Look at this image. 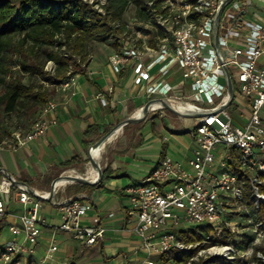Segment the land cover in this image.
Instances as JSON below:
<instances>
[{
    "label": "built area",
    "instance_id": "obj_1",
    "mask_svg": "<svg viewBox=\"0 0 264 264\" xmlns=\"http://www.w3.org/2000/svg\"><path fill=\"white\" fill-rule=\"evenodd\" d=\"M155 1L147 2L148 21L135 16L124 22L125 31L117 39L118 49L108 57L109 66L116 74L126 68L132 71L133 88L146 103L152 102L148 115L167 116L166 103L190 106L182 113L204 116L188 119L194 120V128L183 130L193 140L184 164L169 157L159 158L140 183L126 188L130 203L127 215L135 218L129 232L140 239V250L147 259L158 257L157 262L149 264H164L162 256L206 244H212L206 249L213 252L211 257L233 261L239 259L238 253L252 251L259 236L264 237V16L251 12V0H232L222 9L216 24L217 13L227 0ZM227 76L234 89L229 105ZM73 82L74 76L62 82L60 89L67 90ZM56 109L57 103L48 101L28 130L14 131L0 147L23 148L43 137L50 126L57 125L55 118H45ZM234 113L239 118H234ZM219 148L220 167L215 170ZM0 177V222L10 216L6 207L11 201L23 207L17 220L8 225L12 240L0 247V262L22 264V258H31L45 229L51 232L46 252L39 262L29 264H49L53 260L59 233L69 235L86 249L103 241L107 228L100 224L99 216L91 224L82 223L94 210L87 194L59 202L60 222L50 225L40 216L42 200L32 196L24 185H15L14 176L8 179L0 173ZM35 193L47 198L49 191ZM235 211L251 226L240 234L253 238L243 252L233 243L242 240L241 236L225 245L220 243L232 229L229 217ZM184 222L200 225L194 231L203 237L201 242L186 241L184 234L188 236L191 231H173ZM206 228L210 234L201 233ZM196 254L187 264H193ZM256 257L264 260L259 253Z\"/></svg>",
    "mask_w": 264,
    "mask_h": 264
},
{
    "label": "crops",
    "instance_id": "obj_2",
    "mask_svg": "<svg viewBox=\"0 0 264 264\" xmlns=\"http://www.w3.org/2000/svg\"><path fill=\"white\" fill-rule=\"evenodd\" d=\"M108 48L106 57L92 59L83 73L74 75V82L67 90L62 91L60 88L57 90L59 93L55 98L58 103L57 109L53 114L45 116L47 119L55 118L56 126H50L43 137L29 142L23 148L15 149L10 145L0 147L1 152L9 153L0 167L5 168L17 181L27 184L38 192H48L51 183L64 173H60L61 170L68 168L62 165L64 162L78 157L84 162L73 166L85 163L88 152L85 141L94 144L127 115L132 117L145 105L147 101L145 97L132 86V71L126 68L121 74H116L109 66L108 57L114 49ZM127 79L131 81L125 83ZM90 126L95 128L96 133L87 137L85 132ZM128 127L126 125L122 129L126 130ZM131 127L135 129V133L125 135L124 138L120 134L103 155L99 165L103 173L107 171L104 178L102 175L103 181L99 187L90 192H80L75 188L73 192L68 193L71 191L68 186L71 185L70 182L57 188L47 208L42 206L40 216L50 225H57L52 224V219L59 217L57 204L80 193L87 194L94 210L88 213L82 223L91 224L92 219L99 216L100 224L107 228L103 241L92 248L86 249L81 243L80 246L60 243L58 251L49 264H75L74 260L81 255L97 260L98 264L157 262L158 257L155 256L147 259L146 254L140 250V239L129 232L135 218L127 215L130 203L126 196V188L140 183L159 158L168 157V154L184 164L186 157L191 154L193 140L186 131L173 132L179 136L177 141L181 145L174 146L170 144L168 138L164 137L160 141L155 137L154 134L160 132L161 128L154 127V131L148 132V127L143 128L142 125ZM91 152L93 154V148ZM6 208L10 216L0 222V235L3 227H6L9 233L8 225L17 220L16 216L22 212L23 207L11 201ZM109 214L113 216L108 217ZM9 235L12 238L10 233ZM65 236L71 239L69 235ZM50 238L51 232L45 229L36 252L42 246L45 254ZM34 255L28 258V264L37 263L33 258ZM163 263L165 264L164 261Z\"/></svg>",
    "mask_w": 264,
    "mask_h": 264
},
{
    "label": "trees",
    "instance_id": "obj_3",
    "mask_svg": "<svg viewBox=\"0 0 264 264\" xmlns=\"http://www.w3.org/2000/svg\"><path fill=\"white\" fill-rule=\"evenodd\" d=\"M149 1L106 0V4L98 6V1L89 3L83 0H0L1 113L17 118L38 117L62 82L84 72L90 44L98 43L118 49L117 39L125 31L123 16L130 6L135 9L139 21H148L146 12ZM159 2L156 0L155 4ZM99 9H103V12ZM42 47L53 48L46 51L44 62L39 59V49ZM46 62L52 64L50 71L45 70ZM29 126L18 129L26 131ZM14 131L8 136L0 134V146L10 140ZM94 133L93 126L85 132L87 137ZM90 143L85 141L87 149L93 145ZM82 162L80 158L73 157L62 165L70 167ZM261 176L264 177V174ZM103 178L95 186L76 184L75 188L80 192L93 191L100 186ZM261 191L264 192V185ZM261 214L264 216V211ZM191 233L200 242V234L195 231ZM241 237L242 240L233 243L238 248H249L253 238L246 235ZM254 250L250 261L213 257L199 264H249L260 251L255 247ZM196 252L197 249L175 252L168 255L169 258L162 256L160 259L165 264L187 262Z\"/></svg>",
    "mask_w": 264,
    "mask_h": 264
},
{
    "label": "rangeland",
    "instance_id": "obj_4",
    "mask_svg": "<svg viewBox=\"0 0 264 264\" xmlns=\"http://www.w3.org/2000/svg\"><path fill=\"white\" fill-rule=\"evenodd\" d=\"M93 1H98V6L106 4V0H86V2H90V3H92ZM237 1H240V0H237ZM251 3H252V6H253V8L251 9V12H253V13H257L258 12L261 16H264V13L261 12V9L264 8V0H251ZM96 8H98V7H96ZM99 11L103 12V9H99ZM135 13H136L135 9L132 6H130L126 10V12H125V14L123 16V22H127V23L130 22V20L135 17ZM118 38H121V37H118ZM108 47L109 46H107V45L98 44V43L90 44L89 48H88L89 57H88V61L86 62V65L92 59H103V57H106L108 55V51H109ZM51 49H53V48H51V47H49V48L42 47V48L39 49V59L42 62L45 61L46 51L47 50H51ZM51 67H52V64L47 63V62L45 63V70L50 71ZM85 69H86V66L84 67V70ZM129 81H131V79H127L125 81V83H128ZM220 81H224V80L222 78H220ZM41 84H44V83L41 82ZM58 95H59V93L56 91L55 95L51 98V100H53L54 102L57 103L55 98ZM151 115L152 114L147 115V117L140 123L127 125V126H129L128 129H126V130L122 129V133H121L122 135H120V136L123 137L125 135H129L130 133L134 134L135 133V129L134 128L132 129L131 126L139 127V126L142 125L143 128L144 127H148V130H147L148 132L154 131L153 130L154 127H157V128H161V131L155 133L154 135H155V137L159 138L160 141L162 140V138L165 137V138L169 139L171 145L173 144L174 146H181L180 143L177 141V137H179V136L176 133H173V132L183 131L184 129L191 131L194 128V120H188V119L180 118V117L175 116V115H173V114H171L169 112H167V116L162 117V118L160 117L159 113H155V115L153 117ZM150 116H151V118L146 120ZM233 116H234V118H236V117L239 118V116L237 114H235V113L233 114ZM128 117L129 116L127 115L123 120H125ZM36 118L37 117H34L33 115L30 116V117H27V118L25 116H23L21 118H17L15 116L3 115L1 113V111H0V134H2L3 136H8L12 131H14V130H16L18 128H26L29 125L31 126L33 120L36 119ZM123 120H121V122ZM18 130H21V129H18ZM186 136L189 137V135H186ZM111 150L112 149L110 147L109 151L111 152ZM219 151H221V148H219L217 150V152L215 153V164H214L215 170L216 169L218 170V168L220 167V162L217 160ZM8 156H9V153L0 151V164L3 162L4 159H7ZM167 156L169 158H172V159L176 158V157H173L171 154H168ZM85 159H86V161H85V163L83 165L81 164L80 166H70L68 168L62 169L61 172L60 171L59 172L60 173H63V172L65 173V171H68V170H75V171L84 172L85 169H86L87 164H89L87 156H86ZM227 170L231 171L232 170L231 166H228ZM64 173L62 175H64ZM68 186H70L69 188H71V191H68V193L69 192L71 193V192H73V190H75L74 183H71V185H68ZM49 190H50V188H49ZM42 206L44 208H47L48 207V202H42ZM233 210H236V209H233ZM229 218H230V225H231L232 229L228 230V232L226 233V237L221 239L222 240L220 242L221 245L222 244L225 245V243L228 240L233 239V238L234 239H241L240 238L241 232H245L244 229L249 230L251 228L250 225L246 224V220H244V219H242L240 217V215H239V213L237 211L232 213ZM59 222H60L59 217H54L52 219V224H59ZM238 223H242L243 226H241ZM198 227H200L199 224L189 223V222L185 223L184 222V223L179 224L178 226H175L173 228V231H175V232H179V231L190 232V231L196 230ZM200 231H201L202 234H210L209 233L210 229H208V228L204 229V231L203 230H200ZM184 235H185L184 238L186 239V241L188 243H194V244L198 243V240L195 239V236H193L192 234H190L188 236L186 234H184ZM200 237H201V239H200V242H201L203 237L201 235H200ZM56 239L58 241V246H60V243H66V244H70V245L80 246L79 242L71 240L67 236H65V235H63L61 233L56 235ZM9 240H12V238L10 237L9 233L7 232V228L3 227L2 233L0 235V247H3ZM218 245H220V244H218ZM210 246H212V244L196 246L195 249H197V252H196L197 254L194 257L193 264H199L200 262L203 263V262H207V261H210V260L213 259V257H211L213 255V252L209 251V250H206L207 248L209 249ZM203 247L205 249H202ZM254 247L260 250V251L257 252V254L259 253L262 256H264V251H261V250H264V237L259 236L258 239L255 241ZM76 248L78 249V247H76ZM219 248H220V246H218L217 251L220 250ZM195 249H193V250H195ZM199 249H202V250H199ZM239 249H240L239 251H242V252L244 251L243 248L239 247ZM44 251L45 250H42V246H40V249L37 252L35 251L36 253H35L33 258H34V260L36 262H39L43 258ZM245 252H247V253H245V254L238 253V256H236V257H238L239 259H244L245 261L252 260L253 253L255 252V250L252 249V251H249V252L245 251ZM183 253H185V252H183ZM27 259H28L27 257L22 258V264H27ZM74 261H75V264H86V263H89V262H90V264H98L97 260H94V259L91 260V258H89L86 255L85 256L81 255L78 258H76ZM261 262H264V260L258 261L257 258H256V259H253V261H251L249 264H261ZM0 264H5V263L0 262ZM167 264H187V262H181V263L169 262Z\"/></svg>",
    "mask_w": 264,
    "mask_h": 264
},
{
    "label": "water",
    "instance_id": "obj_5",
    "mask_svg": "<svg viewBox=\"0 0 264 264\" xmlns=\"http://www.w3.org/2000/svg\"><path fill=\"white\" fill-rule=\"evenodd\" d=\"M232 0H227L225 2L224 5H222L221 9L219 10V12L217 13V16H216V24H218L219 22V18H220V14H221V11L222 9L231 2ZM241 14H243V12H241ZM216 38V43H217V36H215ZM217 46V44H216ZM228 78V76H227ZM228 92H229V96H230V101L228 102L227 105H229L233 99V95H234V89H233V86H232V83L231 81L229 80L228 78ZM152 102L149 101L147 102L143 108H142V117L140 118H133V117H129V118H126L125 120H123L122 122L116 124L114 127H112L108 132H106L104 135H102L93 145H91L89 148H88V152H87V158H88V162L94 167L97 169L98 171V174H99V177H98V180L96 181H93V182H90L88 180H84V179H81V178H74L72 179V183L74 184H80V185H86V186H95L96 184H98L102 178V175H103V172H102V169L100 167V165L91 157V150L92 148L93 149H96L98 148L100 145H102L105 141H107L109 139V137L111 136V134L118 128V127H121L123 128L124 126L126 125H129V124H137V123H140L142 122L148 115V112H149V107H150V104ZM163 106L164 108L170 112L171 114L175 115V116H178L180 118H187V119H190V118H200L202 116H204V114H200V113H182V112H179L177 110H175L172 106H170L169 104H166V103H163ZM0 173H2L6 178L8 179H11V175L7 172V170L5 168H2L0 167ZM62 177V175H60L59 177H57L52 183H51V186H50V190H49V194L47 196V198H43L42 196L38 195L35 193V189L28 186L27 184L25 183H22L20 181H16L14 182L15 185H24L27 189V191L32 195L34 196L35 198L37 199H40L42 200L43 202H50L52 200V198L54 197V194H55V189H56V183L57 181Z\"/></svg>",
    "mask_w": 264,
    "mask_h": 264
},
{
    "label": "bare ground",
    "instance_id": "obj_6",
    "mask_svg": "<svg viewBox=\"0 0 264 264\" xmlns=\"http://www.w3.org/2000/svg\"><path fill=\"white\" fill-rule=\"evenodd\" d=\"M176 110L179 112H185L190 106L178 104L172 105ZM133 118H140L142 117V110L138 109L132 116ZM122 128L118 127L109 137L107 141H105L102 145L98 148L93 149V155L91 152V157L99 164L103 155L105 154L107 148L114 142V140L121 134ZM87 170V171H86ZM86 170L84 172L75 171V170H68L62 175V177L57 181L56 188L62 187L66 184L72 182L74 178H81L84 180H88L90 182L98 180L99 174L96 168H94L90 163L87 164ZM90 171V172H88ZM46 196V194H44Z\"/></svg>",
    "mask_w": 264,
    "mask_h": 264
}]
</instances>
